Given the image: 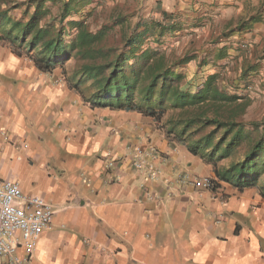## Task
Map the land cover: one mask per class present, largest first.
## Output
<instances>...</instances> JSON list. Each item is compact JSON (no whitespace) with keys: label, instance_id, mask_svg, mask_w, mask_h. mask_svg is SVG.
Masks as SVG:
<instances>
[{"label":"crops","instance_id":"obj_1","mask_svg":"<svg viewBox=\"0 0 264 264\" xmlns=\"http://www.w3.org/2000/svg\"><path fill=\"white\" fill-rule=\"evenodd\" d=\"M145 11L178 16L167 22L179 28L171 39L190 31V50L215 62L208 73L229 69L227 58L235 66L261 61L264 0H151ZM237 47L248 52L237 56ZM48 79L0 47V177L54 212L27 264H264V199L256 188L181 182L189 173L215 180L212 166L185 143L142 128L136 112L91 108ZM137 143L170 150L171 163L154 162L156 177L136 170Z\"/></svg>","mask_w":264,"mask_h":264},{"label":"trees","instance_id":"obj_2","mask_svg":"<svg viewBox=\"0 0 264 264\" xmlns=\"http://www.w3.org/2000/svg\"><path fill=\"white\" fill-rule=\"evenodd\" d=\"M42 2L29 0L33 9L25 22L0 11V40L5 37L13 43L12 49L18 56L24 49L40 72H52L75 58L77 64L68 87L91 108L134 111L156 119L162 118L168 109H176L168 117L167 134L185 143L189 153L212 164L214 182L222 181L239 190L254 187L264 199V136L254 139L241 158L217 164L220 159L231 157L249 136V132H244L246 125L258 128L259 123L239 119L248 102L239 95L225 92L218 73H208L215 62L198 59L192 50L169 58L157 48H142L146 32L154 36L153 40L159 39L152 30L157 27L154 20L146 22L141 32L134 31L125 42L126 49L115 53L102 44L104 26L90 30L82 20L64 23L68 15L77 11L72 0L63 1L59 8L57 17L61 26L58 29L40 23ZM164 19L171 17L164 13ZM157 23L160 35L166 31L173 35L179 29L176 22ZM206 47L210 50V45ZM220 55H224L223 50ZM194 59L195 67L188 68ZM61 71L66 73L63 68ZM240 83L236 81L232 86L240 88Z\"/></svg>","mask_w":264,"mask_h":264},{"label":"rangeland","instance_id":"obj_3","mask_svg":"<svg viewBox=\"0 0 264 264\" xmlns=\"http://www.w3.org/2000/svg\"><path fill=\"white\" fill-rule=\"evenodd\" d=\"M63 1L65 0H43L42 5L44 9L42 11L40 23H48L52 26V28L58 29L61 25L59 24L57 15ZM150 1L151 0H72L73 5L78 7L77 11L68 15L64 20V23L67 20H82L87 24L90 30H97L104 26L105 37L102 44L105 49H111L117 53L123 52L126 49L125 42L127 38L134 31L141 32L140 30L144 29V24L149 22L151 19L156 22L155 24L157 27L152 30L156 35H159V41L153 40L154 36L151 37V33L146 32V34H143L144 39L142 40L141 47L157 48L163 51L169 58L181 56L185 52L186 47L189 46V42H191L189 40L190 37L188 36L190 31L180 33L178 42L171 39L172 35H170V32L168 31L165 32L166 34L164 33L162 35L157 33V30L159 29V24L157 23L158 21H165L166 23L174 20L176 21L178 16L172 17V15H169L171 19L162 20L163 17L161 15H150L145 11V8L150 5ZM32 9L33 6L29 5V0H0V11L8 13L12 18L20 20L21 22H25L27 20L29 14L32 12ZM188 37L189 39H187ZM1 38L0 47L11 50L16 54V52L12 49V46H14L13 43H11L5 37ZM191 44L192 45L189 46V49L186 51L190 50L192 46L194 47V43L192 42ZM14 48L15 50L16 48L17 50H21L20 47ZM21 51L22 55L19 57L25 62V64H28L32 68L36 69L31 58L25 54V50L23 49ZM240 51L248 52L245 47H237L231 50V52L237 56L240 54ZM260 53H263V55L260 57L261 61L257 64H253L255 66L254 69L251 68L252 64L250 61L245 63L244 59L241 64L236 66L234 65V60L231 61L233 58H227L226 62L223 63L225 65L230 64L231 62L233 63L229 66V69H227L225 72H222L219 77L220 84L225 89V92L228 94L239 95L243 97L246 102H248L245 112L239 117V119L245 123L249 121H256L259 123V126L258 128H254L250 125H246L244 132H249V136L242 140V143L234 150L231 157L220 159L217 162L218 166L226 164L230 158H241L254 139L258 138L259 136H264V68H261L264 50H260ZM76 64V59L71 58L70 60L65 61L61 66H57L52 72L41 73L45 74L47 78H50L48 79L49 81H51L53 78L55 80L52 81H57L68 85L76 68ZM62 68L66 71L65 74L62 73ZM236 81L241 82L240 84L242 87H233L232 83ZM256 88L259 89V91L256 90ZM252 92L257 94L253 100L250 97ZM250 99L252 100L251 102ZM174 112H176V109L170 108L160 119L144 116L137 112L136 114H138V118L141 119L142 128L147 129V127H151L153 130L158 131L167 141L175 143V145L183 146V144H181L183 142H179L176 139H173L169 133L167 134V130L170 128L168 124V117ZM137 144L143 149H154L156 151L154 154L155 158H151V161L153 162L159 161V163H171L173 159L170 158V150L167 152H162L152 144ZM175 153L177 154L179 152L175 151ZM206 164L212 166L211 163ZM211 180V189L217 188L216 183L213 181V179Z\"/></svg>","mask_w":264,"mask_h":264},{"label":"built area","instance_id":"obj_4","mask_svg":"<svg viewBox=\"0 0 264 264\" xmlns=\"http://www.w3.org/2000/svg\"><path fill=\"white\" fill-rule=\"evenodd\" d=\"M153 150L140 146L133 148L132 166L136 170L148 169L150 177H156L158 170L153 161ZM181 182L196 188L211 189L212 180L207 176L184 174ZM52 207L39 195L25 194L20 185L0 177V258L7 264H27L32 250L42 232L50 227ZM24 253H20V249Z\"/></svg>","mask_w":264,"mask_h":264}]
</instances>
